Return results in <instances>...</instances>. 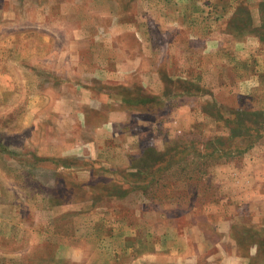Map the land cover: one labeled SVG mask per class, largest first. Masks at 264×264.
Returning <instances> with one entry per match:
<instances>
[{"label": "rangeland", "instance_id": "obj_1", "mask_svg": "<svg viewBox=\"0 0 264 264\" xmlns=\"http://www.w3.org/2000/svg\"><path fill=\"white\" fill-rule=\"evenodd\" d=\"M0 264H264V0H0Z\"/></svg>", "mask_w": 264, "mask_h": 264}, {"label": "crops", "instance_id": "obj_2", "mask_svg": "<svg viewBox=\"0 0 264 264\" xmlns=\"http://www.w3.org/2000/svg\"><path fill=\"white\" fill-rule=\"evenodd\" d=\"M143 59V58H142ZM139 60V59H138ZM140 60H141V58H140ZM127 61H130V62H135L134 60H127Z\"/></svg>", "mask_w": 264, "mask_h": 264}]
</instances>
